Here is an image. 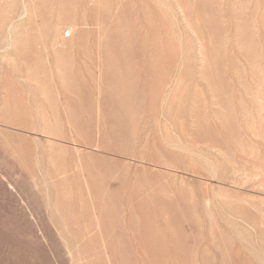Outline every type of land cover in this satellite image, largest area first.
Wrapping results in <instances>:
<instances>
[{
	"label": "rangeland",
	"instance_id": "rangeland-1",
	"mask_svg": "<svg viewBox=\"0 0 264 264\" xmlns=\"http://www.w3.org/2000/svg\"><path fill=\"white\" fill-rule=\"evenodd\" d=\"M0 264H264V0H0Z\"/></svg>",
	"mask_w": 264,
	"mask_h": 264
},
{
	"label": "built area",
	"instance_id": "built-area-1",
	"mask_svg": "<svg viewBox=\"0 0 264 264\" xmlns=\"http://www.w3.org/2000/svg\"><path fill=\"white\" fill-rule=\"evenodd\" d=\"M67 34H69V31H68V33Z\"/></svg>",
	"mask_w": 264,
	"mask_h": 264
}]
</instances>
